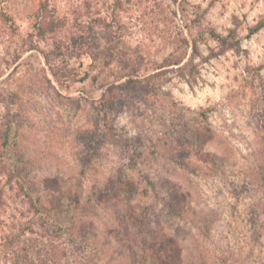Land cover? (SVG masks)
Here are the masks:
<instances>
[{
	"label": "rangeland",
	"instance_id": "rangeland-1",
	"mask_svg": "<svg viewBox=\"0 0 264 264\" xmlns=\"http://www.w3.org/2000/svg\"><path fill=\"white\" fill-rule=\"evenodd\" d=\"M0 9L14 24L0 17L5 160L66 229L56 264H264V29L248 36L264 0H0ZM43 13L66 29L41 40ZM213 32L240 48L211 56ZM79 35L82 48L69 41ZM15 260L0 252V264Z\"/></svg>",
	"mask_w": 264,
	"mask_h": 264
},
{
	"label": "trees",
	"instance_id": "trees-1",
	"mask_svg": "<svg viewBox=\"0 0 264 264\" xmlns=\"http://www.w3.org/2000/svg\"><path fill=\"white\" fill-rule=\"evenodd\" d=\"M116 1L120 2V0ZM42 10L47 12V8L44 6ZM0 17L11 28L14 27L12 18L3 9H0ZM40 17L41 19L36 24V29L41 40H45L49 33L66 29L67 23L64 19L56 20L54 17H47L46 13H43ZM263 29L264 18L249 28L248 36L256 35ZM211 38L218 43L217 47L211 50V56L213 57H220L231 50L240 48L239 42L233 39L234 35L223 37L213 32L211 33ZM69 41L76 48L84 46V37L82 35L71 37ZM37 48L31 47L30 50ZM46 58V62L49 63V57ZM189 71L193 74L195 66H189ZM53 76L58 83L61 82L57 73H53ZM10 132L11 127L8 125L0 130V252L11 256L13 259L15 258L16 262L14 264H37L36 260L40 264H56V260H60L56 245L57 243H62L66 246V229L45 213L42 198L38 194L35 184L27 178L22 179L5 160V154L10 148ZM96 136L95 132H88L86 140L89 145L92 144V141L99 145ZM116 142V144L123 146V142ZM125 146L128 145L125 144ZM171 160L176 165L195 172L191 163L184 157H173ZM147 182L152 190L156 191L154 182L148 178ZM143 194L147 196L149 194L148 190H145ZM10 200H14L15 207L11 206ZM165 208L169 213L181 216V213L177 211L171 202L166 201ZM62 252L63 254L65 253L64 256H69L67 249Z\"/></svg>",
	"mask_w": 264,
	"mask_h": 264
}]
</instances>
